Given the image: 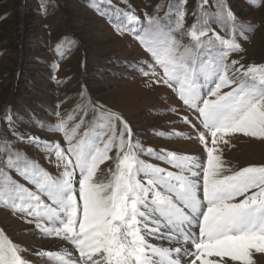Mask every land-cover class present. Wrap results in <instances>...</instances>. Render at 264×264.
<instances>
[{"label": "snow or ice", "instance_id": "snow-or-ice-1", "mask_svg": "<svg viewBox=\"0 0 264 264\" xmlns=\"http://www.w3.org/2000/svg\"><path fill=\"white\" fill-rule=\"evenodd\" d=\"M186 3L176 0L163 16L157 6L144 21L130 10L109 11L121 34H134L150 54L151 61L134 70L167 85L196 114L198 124L183 118L194 129L184 138L198 140L206 164L200 155L145 148L127 121L102 104L90 102L92 121L81 108L67 118L56 112L55 124H33L62 134L63 143L21 130L7 109L0 114V206L32 217L28 222L45 237L73 246L49 253L56 264H256L254 255L264 254V165L233 169L220 147L236 134L264 140V64L229 59L244 51L239 40L248 39L252 26L225 0H214L215 12L203 7L209 0H200L188 28ZM260 4L264 0L253 2ZM25 142L42 149L58 174L16 147ZM145 153L176 171L147 163L140 158ZM107 161L112 167L98 179ZM165 231L170 247L149 242L148 236ZM20 251L0 237V264H27Z\"/></svg>", "mask_w": 264, "mask_h": 264}, {"label": "rangeland", "instance_id": "rangeland-1", "mask_svg": "<svg viewBox=\"0 0 264 264\" xmlns=\"http://www.w3.org/2000/svg\"><path fill=\"white\" fill-rule=\"evenodd\" d=\"M225 2L239 21L252 26L246 33L248 39L239 40L244 51L232 53L229 59L243 57L241 63L246 65L264 64V4L254 7V0ZM175 3L176 0H111L110 4L108 0H46L42 7V0H0V114L7 109L16 117L21 130L63 143L62 134L33 127V124L39 125L42 121L55 124L60 119L56 112L67 118V115L78 114L81 108H87V120L92 121L94 113L90 102L102 104L127 121L134 139L145 148L156 152L165 149L178 155H200L206 164V153L198 140L184 138L194 129L183 118L195 121L196 114L167 85L156 84L154 77L134 70L141 63L151 61L150 54L134 34L127 31L121 34L113 22L115 14L109 11L113 6L130 10L144 21L145 15H153L157 6L163 7L160 12L163 16ZM199 3L200 0H187L184 5L188 13L185 28L195 21L192 13ZM213 3L214 0H209L203 7L215 12L216 9L210 7ZM124 22L128 23L126 19ZM212 27L224 34L217 23ZM2 119L0 115V121ZM4 134V125L0 122V135ZM16 147L53 176L58 174L55 163L49 162L42 149L31 147L27 142ZM220 147L222 158L233 169L264 165V140L236 134L230 143ZM110 155H114V151ZM140 158L176 171L146 153ZM109 167H112L111 161L101 164L97 178L103 179ZM13 176L20 180L14 173ZM30 220L33 218L0 206V237L20 248L19 254L27 264H56L43 254L47 250L62 252L57 243L67 245V242L45 237L34 222H28ZM193 230L198 229L193 226ZM147 238L151 244L161 238L160 248L172 243L163 233ZM68 246V251L73 249L72 245ZM254 259L256 264H264V254H255Z\"/></svg>", "mask_w": 264, "mask_h": 264}, {"label": "bare ground", "instance_id": "bare-ground-1", "mask_svg": "<svg viewBox=\"0 0 264 264\" xmlns=\"http://www.w3.org/2000/svg\"><path fill=\"white\" fill-rule=\"evenodd\" d=\"M158 234H161V233H158ZM163 234H164V236H165L166 238H168L166 231L163 232ZM168 239H169V238H168ZM161 240H162V239L159 238V242H158V243L153 242L154 244H152V245L160 248V247H161ZM169 241H171V240L169 239ZM57 246L59 247V249H60L62 252H64V251H68V249L70 248V247H68L65 243H57ZM170 246H171V244L166 245V248H168V247H170ZM45 252H47V253L43 254V255H45V256H49V253H56L55 251L50 252L49 250H47V251H45ZM53 261H54V260H53Z\"/></svg>", "mask_w": 264, "mask_h": 264}, {"label": "trees", "instance_id": "trees-1", "mask_svg": "<svg viewBox=\"0 0 264 264\" xmlns=\"http://www.w3.org/2000/svg\"><path fill=\"white\" fill-rule=\"evenodd\" d=\"M50 252H52V251H50Z\"/></svg>", "mask_w": 264, "mask_h": 264}, {"label": "flooded vegetation", "instance_id": "flooded-vegetation-1", "mask_svg": "<svg viewBox=\"0 0 264 264\" xmlns=\"http://www.w3.org/2000/svg\"><path fill=\"white\" fill-rule=\"evenodd\" d=\"M66 244V243H65Z\"/></svg>", "mask_w": 264, "mask_h": 264}]
</instances>
